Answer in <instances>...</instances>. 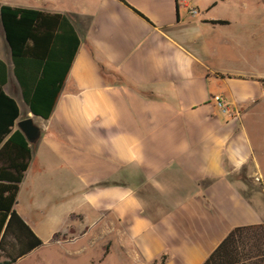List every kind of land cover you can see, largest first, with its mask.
<instances>
[{
    "label": "crops",
    "instance_id": "obj_1",
    "mask_svg": "<svg viewBox=\"0 0 264 264\" xmlns=\"http://www.w3.org/2000/svg\"><path fill=\"white\" fill-rule=\"evenodd\" d=\"M124 1L146 19L120 0L0 2L69 16L81 40L52 117L27 107L41 137L15 209L51 170L71 208L50 243L72 261L204 264L234 229L264 225L247 121L264 104V0ZM0 60L21 95L1 19ZM37 212L17 211L43 239Z\"/></svg>",
    "mask_w": 264,
    "mask_h": 264
},
{
    "label": "trees",
    "instance_id": "obj_2",
    "mask_svg": "<svg viewBox=\"0 0 264 264\" xmlns=\"http://www.w3.org/2000/svg\"><path fill=\"white\" fill-rule=\"evenodd\" d=\"M0 19L22 99L30 113L49 120L81 46L78 32L69 16L34 9L4 5ZM8 82V66L0 60V264H16L43 245L15 209L33 150L17 129L21 110L5 91ZM204 264H264V225L234 229Z\"/></svg>",
    "mask_w": 264,
    "mask_h": 264
},
{
    "label": "rangeland",
    "instance_id": "obj_3",
    "mask_svg": "<svg viewBox=\"0 0 264 264\" xmlns=\"http://www.w3.org/2000/svg\"><path fill=\"white\" fill-rule=\"evenodd\" d=\"M1 1L28 6L33 4V0ZM8 90L11 96L19 102L23 118L26 119L28 117V109L22 96L18 94L12 84L8 87ZM247 121L264 164V104L259 106L257 110L250 112ZM47 171L40 176V184L35 185L34 182L29 181L27 187L23 190V195L19 198L20 209H17L20 212L23 209H31V207L35 206L39 210L36 213V218L42 221V223H39V227L42 230L43 239H41L45 242V246L31 258L18 264H89L88 260L96 256V251L89 250L81 259L79 258L78 261L74 262L69 257L68 250L72 249L70 245L50 243V233L56 231L57 227L65 225L66 216L71 207L67 206L64 200L68 192H66L63 180L58 179V174L53 173L51 170ZM3 260L5 259L1 261Z\"/></svg>",
    "mask_w": 264,
    "mask_h": 264
},
{
    "label": "water",
    "instance_id": "obj_4",
    "mask_svg": "<svg viewBox=\"0 0 264 264\" xmlns=\"http://www.w3.org/2000/svg\"><path fill=\"white\" fill-rule=\"evenodd\" d=\"M18 128L26 136L29 142H35L41 137V129L36 126L32 118L20 121L18 123Z\"/></svg>",
    "mask_w": 264,
    "mask_h": 264
},
{
    "label": "built area",
    "instance_id": "obj_5",
    "mask_svg": "<svg viewBox=\"0 0 264 264\" xmlns=\"http://www.w3.org/2000/svg\"><path fill=\"white\" fill-rule=\"evenodd\" d=\"M198 12L196 10L193 11V14H197ZM216 102L219 105L222 110H226L229 106L226 104L225 100L222 97H217Z\"/></svg>",
    "mask_w": 264,
    "mask_h": 264
}]
</instances>
